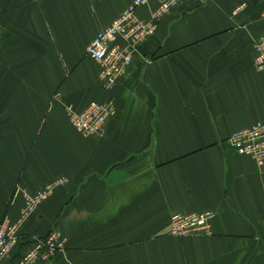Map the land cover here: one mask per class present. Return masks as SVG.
<instances>
[{
    "label": "crops",
    "instance_id": "crops-1",
    "mask_svg": "<svg viewBox=\"0 0 264 264\" xmlns=\"http://www.w3.org/2000/svg\"><path fill=\"white\" fill-rule=\"evenodd\" d=\"M132 1L0 0V223L58 178L19 232L66 241L32 264H264V161L227 142L264 124V0H180L104 88L86 48ZM94 101L114 112L81 134L67 106ZM208 208V235L169 234L173 213Z\"/></svg>",
    "mask_w": 264,
    "mask_h": 264
},
{
    "label": "built area",
    "instance_id": "built-area-1",
    "mask_svg": "<svg viewBox=\"0 0 264 264\" xmlns=\"http://www.w3.org/2000/svg\"><path fill=\"white\" fill-rule=\"evenodd\" d=\"M180 0H159L157 7L146 19L136 14V8L145 0H133L109 25H105L86 48V53L100 65L99 81L104 88H112L124 75L131 64L137 47L154 33L161 16L170 12ZM253 64L264 69V34L253 41ZM114 112L108 103L91 102L84 110L74 111L67 106L70 124L81 134L95 135L103 130L104 123ZM227 142L238 153L248 154L257 164L264 161V124L234 130ZM63 179H55L34 192L23 191L24 205L14 223L5 220L0 223V259L11 257L14 264H32L36 260H49L62 249L65 237L60 231L51 229L44 235H25L19 226L37 205L44 201L55 186L63 184ZM213 210L175 212L171 215L168 232L181 237L187 235H208L210 233Z\"/></svg>",
    "mask_w": 264,
    "mask_h": 264
},
{
    "label": "rangeland",
    "instance_id": "rangeland-1",
    "mask_svg": "<svg viewBox=\"0 0 264 264\" xmlns=\"http://www.w3.org/2000/svg\"><path fill=\"white\" fill-rule=\"evenodd\" d=\"M48 232H49V231H48ZM48 232H47V233H48ZM47 233H46V234H47ZM65 241H66V238H65Z\"/></svg>",
    "mask_w": 264,
    "mask_h": 264
}]
</instances>
